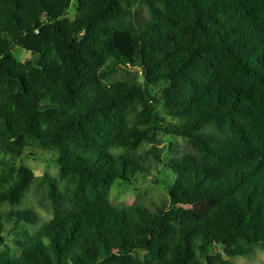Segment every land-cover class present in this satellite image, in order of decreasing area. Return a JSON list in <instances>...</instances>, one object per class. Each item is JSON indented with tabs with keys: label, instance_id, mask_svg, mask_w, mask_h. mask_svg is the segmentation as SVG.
<instances>
[{
	"label": "trees",
	"instance_id": "obj_1",
	"mask_svg": "<svg viewBox=\"0 0 264 264\" xmlns=\"http://www.w3.org/2000/svg\"><path fill=\"white\" fill-rule=\"evenodd\" d=\"M164 134L183 140L165 158ZM31 148L56 176L19 163ZM152 156L169 204H115ZM259 246L264 0H0V264H233Z\"/></svg>",
	"mask_w": 264,
	"mask_h": 264
},
{
	"label": "rangeland",
	"instance_id": "obj_2",
	"mask_svg": "<svg viewBox=\"0 0 264 264\" xmlns=\"http://www.w3.org/2000/svg\"><path fill=\"white\" fill-rule=\"evenodd\" d=\"M143 13L145 15H149L146 8H143ZM75 15L76 9L72 6L69 16L74 18ZM14 55L19 61H29L36 57L33 52L20 46L14 49ZM115 77L121 79H131L134 77H137L140 80L143 79L142 71L139 67H126L122 65L118 66V72L115 74ZM159 141V148L164 149L162 157L165 158L171 154L170 150L172 143H180L183 140L178 137H171L164 134L160 136ZM148 148H151V145H148ZM55 159L56 155L53 152L38 148H31L27 150L26 155L19 160V163L30 167L39 176L45 173H50L51 175L56 176L58 174L59 167L56 164ZM151 159V173L148 176H141L139 181L133 185L120 183L113 188L111 199L115 204H133L135 202L149 205L162 203L169 204L170 199L167 190L163 184L157 181V179H161V175L164 170L163 163H158L153 156ZM34 200L38 210L42 213L44 218L49 219L51 214L41 206L39 197L36 196ZM186 207L193 210L196 209L195 205H186ZM15 237L16 235L14 233V235L9 238L8 245H13V238ZM228 259H230L233 264H261L264 263V247H255L253 253L250 255L228 257Z\"/></svg>",
	"mask_w": 264,
	"mask_h": 264
}]
</instances>
